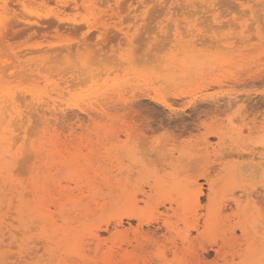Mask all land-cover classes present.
Masks as SVG:
<instances>
[{
  "label": "rangeland",
  "instance_id": "rangeland-1",
  "mask_svg": "<svg viewBox=\"0 0 264 264\" xmlns=\"http://www.w3.org/2000/svg\"><path fill=\"white\" fill-rule=\"evenodd\" d=\"M25 1L30 10L87 23L38 30L30 22L35 28L16 35L5 28L12 12L0 8V90L23 98L13 103L9 95L0 107V208L5 193L13 205L34 193L36 214L49 217L55 258L65 264H150L157 241L169 259L189 264L259 261L260 213L240 189L264 174V0H230L233 7L225 0ZM241 3L247 7L230 20ZM19 11L18 20L28 18ZM153 27L162 38L150 36ZM21 121L28 140L13 147L23 141L13 140ZM25 152L32 155L27 178L19 174ZM46 183L76 194L49 211ZM200 189L210 193V208L205 196L201 210ZM7 215L0 212V240L22 223L5 224Z\"/></svg>",
  "mask_w": 264,
  "mask_h": 264
},
{
  "label": "snow or ice",
  "instance_id": "snow-or-ice-1",
  "mask_svg": "<svg viewBox=\"0 0 264 264\" xmlns=\"http://www.w3.org/2000/svg\"><path fill=\"white\" fill-rule=\"evenodd\" d=\"M229 7H233L230 0H225ZM164 7H172V5H163ZM4 8L9 7L7 4L3 5ZM45 8L48 5L44 6ZM77 8H80V5H76ZM84 8L90 7V5L85 4ZM154 7V6H153ZM247 7L244 4H238L233 10L236 12V16H230L229 19H236L237 16L240 15L239 10ZM24 12L28 13V22H35V17L40 16L44 17L43 8L38 9L36 5L31 6V10L29 5L25 4L23 6ZM53 13L49 11L48 15L51 16ZM60 19L59 17H56ZM171 19V18H169ZM87 23V21H80L79 19L73 20L71 17L68 18V23L70 24H78V23ZM244 21L241 20V23ZM61 24H64V20H60ZM147 23V22H145ZM5 27V21L2 14H0V29ZM195 27V26H193ZM203 27V25H200ZM227 29V26H225ZM151 32H155L156 36L161 37V32L157 31L155 27L150 30ZM171 35V31L168 33ZM258 35L260 37V41L262 47H264V16L261 18V27L259 29ZM136 44L139 45L140 41L137 40ZM39 47H43V45H38ZM151 48V45L148 46ZM11 95L12 102L15 103L17 97L15 94H5L2 90H0V107H3L4 102ZM164 108L169 109L170 112L175 113L177 109L173 108L171 104L167 103L165 100L161 99L158 101ZM30 112V109H28ZM23 119V117H21ZM35 130H39V125H33ZM136 133L139 135L141 140H143V133L139 127L135 128ZM23 135V141L16 139L15 145H21L28 140L27 135H24L22 132H13V136L19 137ZM131 135V133H130ZM258 143L261 145V151L264 152V126L261 128V134L259 137ZM6 144V141L0 136V147H3ZM12 151V148L8 149ZM32 166V155L29 152H25L23 154V164L22 167L24 171H20L19 174L23 178H27V170L31 169ZM261 167L264 168V161L261 163ZM19 171V169H17ZM0 174H3V169H0ZM198 174V173H196ZM193 188H196V185H193ZM200 208L201 210L204 207V197L208 196L209 199V208L211 207V197L210 193L205 189H200ZM245 191L249 194V205L250 207L260 213V224L261 230L264 232V174H262L258 180H253L250 186L245 189H240V194L244 195ZM258 193V199L253 200L252 197L256 196ZM41 194L43 195V203L46 206L47 210L51 211L54 206L59 205L65 201L66 197H71L75 195V192H63L59 193L57 188L53 186L52 183H46L41 190ZM9 194L5 193L4 196V207L0 208V212H6L7 218L5 219V224L9 222H15L16 220L22 221L21 224H18L15 229L8 232L7 235L0 240V264H65V262L58 261L55 257L58 253V250L52 246L51 234L45 231L47 226V222L49 217L47 216H38L36 214V209L34 208V200L35 194L29 191V193L22 198V201H26V204L22 203L20 205H13L8 202L7 196ZM13 207H15V214H13ZM192 208L191 198L187 199L185 202V212L190 213ZM31 216L32 219L30 222H27V218ZM53 223L58 219V216L53 213L51 217ZM7 231V229H6ZM174 231V230H173ZM195 233H193L194 235ZM179 243V240L177 241ZM153 253V259L150 261V264H189L184 260L177 261L176 259H169L168 257L171 255V252L164 247V243L157 241L156 246L151 248ZM249 264H264V246L261 248V258L259 261H250Z\"/></svg>",
  "mask_w": 264,
  "mask_h": 264
},
{
  "label": "bare ground",
  "instance_id": "bare-ground-1",
  "mask_svg": "<svg viewBox=\"0 0 264 264\" xmlns=\"http://www.w3.org/2000/svg\"><path fill=\"white\" fill-rule=\"evenodd\" d=\"M50 1V0H49ZM51 1H53V0H51ZM50 1V2H51ZM56 1V0H55ZM106 1V0H105ZM109 1V0H108ZM122 1H124V0H122ZM140 1V0H139ZM144 1V0H143ZM150 1V0H149ZM155 2H156V0H154ZM162 1H164L163 3H166L167 2V0H162ZM166 1V2H165ZM173 1H175V0H173ZM180 1H182V0H179L178 1V3L180 2ZM56 2H59V1H56ZM83 2H84V0H83ZM85 2H86V0H85ZM98 2V1H97ZM120 2H121V0H120ZM134 2V1H133ZM142 2V1H141ZM148 2V1H147ZM160 2V1H159ZM183 2V1H182ZM103 3H104V1H103ZM125 3V2H124ZM132 3V2H131ZM145 3V2H144ZM5 4H7L9 7H7L11 12H12V14H11V17H10V19L9 20H7V25H6V29L7 30H10V31H13V32H15L16 33V35H17V33H22V32H24V31H27V30H29V29H32L31 28V26L33 27V25H31V26H29L30 25V22H28V20H29V18H26V17H24L23 18V20L22 21H20V20H18L17 19V16H18V13L20 12L19 11V8H23V6L25 5V4H27L26 3V1L25 0H0V8L2 9V10H6L7 8H4L3 7V5H5ZM54 4V3H53ZM62 4V3H61ZM61 4H59V5H61ZM98 4V3H97ZM102 3H100V5H101ZM158 4H161V2L160 3H158ZM180 4V3H179ZM196 4V3H195ZM57 5V4H56ZM132 5V4H131ZM153 5V4H152ZM58 6V5H57ZM70 6V5H69ZM82 6V5H81ZM102 6V5H101ZM125 6V5H124ZM159 6H161V5H159ZM138 7V6H137ZM136 7V8H137ZM152 7V6H151ZM162 7H164L163 5H162ZM30 8V7H29ZM59 8V7H58ZM73 8V7H72ZM122 8V7H121ZM135 8V9H136ZM161 8V7H160ZM63 9V8H62ZM77 9V8H76ZM79 9V8H78ZM170 9H172V8H170ZM19 12H18V11ZM74 10H75V8H74ZM81 10H83V9H81ZM137 10V9H136ZM6 11H8V10H6ZM24 11V10H23ZM85 11H86V9H85ZM84 11V12H85ZM151 11V10H150ZM9 12V11H8ZM148 12H149V10H148ZM162 12V11H161ZM25 13V12H24ZM53 13V12H52ZM148 14V13H147ZM101 15V14H100ZM101 16H103V14L101 15ZM148 16V15H147ZM22 16H20V18H21ZM56 17H59V15L57 14V13H53L51 16H49L48 15V13H44V17L43 18H41L40 16H38V18H37V20H35V25L34 26H36V25H38V27H42V29L43 28H47V29H49V28H56V29H59V28H61V27H63V24H61L60 23V20H62V19H57ZM144 18V17H143ZM66 23H68V20H67V22H65V24ZM81 24V23H80ZM79 23H78V25H80ZM95 24V23H94ZM67 25H69L70 27H72V29L73 28H77L78 27V25L77 24H67ZM91 26V25H90ZM92 26H94L93 24H92ZM37 27V26H36ZM37 27V28H38ZM164 27V26H163ZM33 28H35V27H33ZM39 29H41V28H38V30ZM71 29V28H70ZM112 29V28H111ZM73 31V30H72ZM9 32V31H8ZM8 34V33H7ZM14 35V34H13ZM13 35H12V37H13ZM20 35L18 34V37H19ZM22 36V35H21ZM15 38H16V36H15ZM163 45V44H162ZM69 49V48H68ZM51 53V52H50ZM16 55V54H15ZM48 62V61H47ZM72 64V63H71ZM75 64H77L76 62H75ZM50 65V64H49ZM51 67V66H50ZM40 68V67H39ZM40 70V69H39ZM38 70V71H39ZM43 70V69H42ZM46 70V69H45ZM42 72V71H41ZM50 72H51V70H50ZM15 73V72H14ZM52 77V76H51ZM3 80H5V79H3ZM47 84V83H46ZM49 85V84H48ZM47 85V86H48ZM58 93V92H57ZM17 94V93H16ZM30 95V94H29ZM39 97V96H38ZM26 97H24V99H25ZM19 99V98H18ZM18 99H16V100H18ZM21 99H23L22 98V95H21V98L19 99V103L22 101ZM26 99H28V98H26ZM38 100V99H37ZM32 103V102H31ZM30 103V104H31ZM39 103V102H38ZM26 104V103H25ZM24 104V105H25ZM28 104H29V102H28ZM34 104V103H33ZM32 104V105H33ZM17 105V104H16ZM21 105V104H20ZM22 105H23V102H22ZM4 106V105H3ZM26 106V105H25ZM31 106V105H30ZM20 107V106H19ZM28 107H29V105H28ZM27 107V108H28ZM15 108V107H14ZM25 108V107H24ZM31 108H32V106H31ZM35 108H37V107H35ZM34 107L32 108V109H35ZM19 109V108H18ZM36 110V109H35ZM204 110V109H203ZM241 110V109H240ZM12 111V110H11ZM23 111V110H22ZM13 112H15V111H13ZM20 112V111H19ZM25 113V112H24ZM29 114L31 113V112H28ZM52 113V112H51ZM209 113V112H208ZM219 113V112H218ZM33 114H36V113H33ZM245 114V113H244ZM32 115V114H31ZM6 116V115H5ZM35 116V115H34ZM37 116V115H36ZM244 116V115H243ZM30 117V116H29ZM129 117V116H128ZM126 118V117H125ZM139 118V117H138ZM13 119H16L15 117L13 118ZM13 119H9L10 120V122L12 123L13 121H11V120H13ZM30 119H32V118H30ZM140 119V118H139ZM26 120V119H25ZM128 120V119H127ZM24 121V120H23ZM16 122V120L14 121V123ZM22 122V121H21ZM149 122V121H148ZM173 122V121H172ZM23 123L25 124V122H22L20 125H21V127L19 128H14V126L16 125V124H14L13 126H12V128H14V129H12V130H14V131H16L17 132V130L18 131H20L21 132V130H22V125H23ZM126 123V122H125ZM166 123V122H165ZM128 124V123H127ZM140 124V123H139ZM26 125V124H25ZM263 126V125H262ZM17 127V126H16ZM134 127V126H133ZM181 127V126H180ZM25 128H27V127H25ZM140 128V127H139ZM16 129V130H15ZM19 129H21V130H19ZM131 129H132V127H131ZM131 129H129L130 130V132L131 131H133V130H131ZM1 132H2V130H1ZM130 132H129V134H130ZM180 132H181V130H180ZM177 135V134H176ZM130 136V135H129ZM13 137V136H12ZM11 137V138H12ZM15 138V136L13 137V140H15L14 139ZM7 139V138H6ZM136 139V138H135ZM138 139V138H137ZM141 140V139H140ZM9 141V140H8ZM16 141V140H15ZM13 142V141H12ZM8 143V142H7ZM14 143V142H13ZM15 144V143H14ZM13 144V145H14ZM33 144H34V142H33ZM35 145H37L36 143H35ZM11 147H12V145H11ZM13 148V147H12ZM31 148V147H30ZM141 148V147H140ZM136 149H138V148H136ZM146 149V148H145ZM32 150V149H31ZM142 150V149H141ZM143 150H144V148H143ZM147 151H151V150H147ZM10 152V151H9ZM152 152V151H151ZM146 154V153H145ZM235 170V169H234ZM237 175V174H236ZM187 236V235H186ZM186 236L184 235V236H182V238H184L183 240H186L187 238H186ZM170 240H172V239H170ZM180 240H182V239H180ZM188 240H189V238H188ZM188 242V241H187ZM214 243V242H213ZM175 245V244H174ZM173 245V246H174ZM188 245V244H187ZM184 246V245H183ZM208 247V246H207ZM213 248V247H212ZM212 248H210V249H212ZM174 250H176V251H178L177 250V248L176 249H174ZM216 250V249H215ZM215 250H213V251H215ZM218 250V249H217ZM216 250V251H217ZM216 251H215V253H216ZM222 249H221V253H222ZM179 252V251H178ZM177 252V253H178ZM176 254V253H175ZM217 254V253H216ZM219 255H220V252L218 253ZM218 255V256H219ZM174 256V255H173ZM195 256V255H194ZM223 256V255H222ZM225 256V255H224ZM196 257V256H195ZM197 258V257H196ZM194 260V259H193ZM195 261V260H194ZM219 262V261H218Z\"/></svg>",
  "mask_w": 264,
  "mask_h": 264
}]
</instances>
